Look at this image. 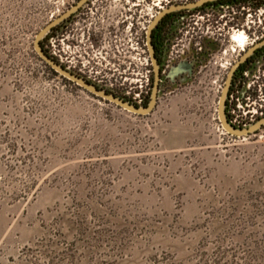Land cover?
<instances>
[{
	"label": "rangeland",
	"instance_id": "obj_1",
	"mask_svg": "<svg viewBox=\"0 0 264 264\" xmlns=\"http://www.w3.org/2000/svg\"><path fill=\"white\" fill-rule=\"evenodd\" d=\"M76 1L0 0V264H264V126L245 137L224 129L225 69L193 70L186 35L180 58L166 57L154 111H126L38 58V34ZM160 1L148 0L152 14ZM245 13L229 62L257 39L250 27L264 34V11ZM147 59L127 88L100 90L143 105L151 57L133 60ZM240 80L246 130L264 117V61Z\"/></svg>",
	"mask_w": 264,
	"mask_h": 264
},
{
	"label": "flooded vegetation",
	"instance_id": "obj_2",
	"mask_svg": "<svg viewBox=\"0 0 264 264\" xmlns=\"http://www.w3.org/2000/svg\"><path fill=\"white\" fill-rule=\"evenodd\" d=\"M81 1L77 0L57 19L51 21L50 25L61 19L48 32L45 50L47 56L66 72L98 89L103 87L125 89L126 82L131 80L134 74L148 71V59L145 66L143 62L141 66L136 65L133 60L135 56H140L143 60L144 56L150 55V26L161 14L163 17L151 34L152 44L155 38L153 47L161 78H164L166 72V57L172 53L176 58H180L181 44L186 35L190 36V44L193 41V45L198 47L195 50L196 55L191 58L193 63L190 62L191 65L193 64V70H198L203 62L225 69L223 84L226 87L230 72L236 68L229 84L228 94L235 88H239L240 92V83L245 84L240 79L246 78L245 73H251L260 62L264 61V46L256 48L264 41V34L261 29L256 30L253 27L249 28L252 30L248 32L249 38L252 39L256 35L258 37L252 40L249 47L247 45L243 49L241 59L240 50L236 60L229 62L228 58L232 49L231 44L234 42L233 37L247 32L240 34L245 12L256 14L264 11V0H199L192 3L190 0H162L155 5L158 9L155 14L150 12V7L152 10L154 7L150 6L148 0H87L77 8ZM201 1L206 2L195 8H184ZM92 7L96 8L93 10ZM241 10L245 12L241 13ZM91 19L100 21L102 27L96 25L92 27L93 23H89ZM56 37L62 39L60 56L53 51ZM204 52L207 54L203 60ZM218 55L221 56L219 65L212 63ZM246 55V59L241 62ZM196 59H201V62ZM180 65L179 63L178 66ZM152 67L154 72L153 64ZM50 71L55 72L52 67ZM88 74H92L94 80ZM113 94L117 96L116 92Z\"/></svg>",
	"mask_w": 264,
	"mask_h": 264
},
{
	"label": "water",
	"instance_id": "obj_3",
	"mask_svg": "<svg viewBox=\"0 0 264 264\" xmlns=\"http://www.w3.org/2000/svg\"><path fill=\"white\" fill-rule=\"evenodd\" d=\"M86 1L87 0H82L79 3V5L77 6V8L80 7ZM206 1H201L197 4L189 5V6L184 7V8H195V7L201 6ZM77 8H75V9H77ZM162 17H163V14H161L159 17H157L156 20L151 24L150 30H149V51H150L151 62L154 66V85H153V90H152V95H151V101H150L149 105L147 107H144V108H139V107H136L132 104H129V103H127V102H125L119 98H116L115 96H113L111 94H108L105 91H102V90L96 88L92 84H89V83L85 82L84 80H82V79H80L74 75H71L70 73L66 72L60 65L53 62L44 53V51L41 47V42L47 36V34L51 30L52 26L57 24L58 22H60L61 19H59L54 24L49 25L48 27H46L44 30H42L38 34L36 41H35V51H36L37 55L48 66L52 67V69L55 70L56 73L63 76L64 78L72 81L73 83H75L76 85H78L79 87L84 89L85 91H87V92H89V93H91V94H93L99 98H102L108 102H111V103L117 105L118 107H121V108L125 109L126 111H129L133 114L140 115V116L150 115L154 111V109L156 108L157 100H158V94H159V90H160V83H161L160 69H159L158 61L155 57V50H154V47L152 44L151 34H152L153 30L156 28V26L158 25L159 21L162 19ZM261 46H264V41L261 44H259L256 48L261 47ZM246 57H247V55L242 59L241 62H243L244 59H246ZM183 67H184V65L178 66L175 70H173L172 74L177 75L178 73L183 72ZM235 70H236V68H234L230 72L228 85L223 90L221 100H220V105H219V117H220V121L222 123V126L224 127V129L229 134L236 136V137H245V136H249V135L256 133L258 130H260L262 128V126H264V117L262 119H260L256 125L252 126L249 129H246V130H238V129H235L234 127L229 125V123L226 119V115H225V108H226L227 95H228V91H229V84H230V81L234 75Z\"/></svg>",
	"mask_w": 264,
	"mask_h": 264
},
{
	"label": "built area",
	"instance_id": "obj_4",
	"mask_svg": "<svg viewBox=\"0 0 264 264\" xmlns=\"http://www.w3.org/2000/svg\"><path fill=\"white\" fill-rule=\"evenodd\" d=\"M233 41H234V37H233ZM235 43H237V42H235ZM247 74L248 73H245V76H247ZM241 85L242 84L240 83V88H242ZM254 93H255V87H252L249 85L248 91H246V94L251 99L254 97ZM239 100H240L239 88H235L234 91H232L230 94L227 95V102H226V109H225L226 110V117H227V121H228L229 125L234 127L235 129H240L241 126L246 127L245 124L240 125V123L237 120V117H235V113L240 112V109H238L240 107H238V105H237V102H239ZM142 102H143V100L140 101L141 104H142ZM259 112L262 114V116H264L263 111H258V113ZM248 113L251 114L250 111H248Z\"/></svg>",
	"mask_w": 264,
	"mask_h": 264
},
{
	"label": "trees",
	"instance_id": "obj_5",
	"mask_svg": "<svg viewBox=\"0 0 264 264\" xmlns=\"http://www.w3.org/2000/svg\"><path fill=\"white\" fill-rule=\"evenodd\" d=\"M46 40V39H45ZM43 42H44V40L41 42V47H42V49H43V51H44V53L47 55V53H46V50H45V48H44V46H43ZM153 45L155 46V38H153ZM39 58V60L43 63V65L45 66V67H47V68H49L50 69V67L40 58V57H38ZM54 74H58V73H56V72H54V71H52ZM153 85H154V79H153ZM152 88H153V86H152ZM151 95H152V93L150 94V96L149 97H147V99H146V101L143 103V105H141V106H138L137 104H133L134 106H136V107H142V108H144V107H147L148 105H149V103H150V101H151ZM260 120V119H259Z\"/></svg>",
	"mask_w": 264,
	"mask_h": 264
},
{
	"label": "bare ground",
	"instance_id": "obj_6",
	"mask_svg": "<svg viewBox=\"0 0 264 264\" xmlns=\"http://www.w3.org/2000/svg\"><path fill=\"white\" fill-rule=\"evenodd\" d=\"M235 39H240V37H235ZM242 42V41H241Z\"/></svg>",
	"mask_w": 264,
	"mask_h": 264
}]
</instances>
